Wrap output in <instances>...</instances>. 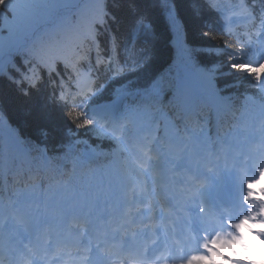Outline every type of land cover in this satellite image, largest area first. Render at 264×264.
Segmentation results:
<instances>
[{"label": "trees", "instance_id": "1", "mask_svg": "<svg viewBox=\"0 0 264 264\" xmlns=\"http://www.w3.org/2000/svg\"><path fill=\"white\" fill-rule=\"evenodd\" d=\"M209 1L0 0V136L10 131L38 164L44 157L61 160L65 154L60 151L74 132L96 147H107L110 139L102 131L83 122L68 106L56 103L52 90L29 83L38 72V63L47 58L54 62L74 52L89 57L91 40L103 45L107 29L116 44L129 40L135 31L140 35L137 43L145 48L144 62L120 73L114 82L131 80L145 94L158 84L165 95H172L183 64L187 69L198 66L212 72L216 90L234 102L244 92L254 91L253 71L240 70L241 59L232 54L235 44L220 27L222 5ZM58 20L69 21L68 29L57 30L37 45L40 49L28 51L31 35L45 33ZM179 28L184 32L183 52L170 44ZM114 82L103 88L102 96H109ZM11 143L9 138L8 154ZM71 157L67 152L69 162Z\"/></svg>", "mask_w": 264, "mask_h": 264}, {"label": "clouds", "instance_id": "2", "mask_svg": "<svg viewBox=\"0 0 264 264\" xmlns=\"http://www.w3.org/2000/svg\"><path fill=\"white\" fill-rule=\"evenodd\" d=\"M248 227L264 229V224H251L250 222L245 221L243 224L240 225L239 228L240 233H242L244 236L243 240L239 243L232 242L231 240H229V242L222 247L217 245V247H219L220 252L223 253L225 256L230 257L231 259H244L253 261H259L261 259H264V257H261L254 251V248L258 247L259 245H254L253 242L249 239L247 231ZM222 235L228 236L229 234L222 233ZM242 245H247V248L242 247ZM214 259L220 261L222 257L214 254ZM223 264H230V261L223 260Z\"/></svg>", "mask_w": 264, "mask_h": 264}, {"label": "rangeland", "instance_id": "3", "mask_svg": "<svg viewBox=\"0 0 264 264\" xmlns=\"http://www.w3.org/2000/svg\"><path fill=\"white\" fill-rule=\"evenodd\" d=\"M230 15V14H229ZM229 17H232V19H236L238 18V16H229ZM228 20L230 21V18H228ZM199 72V71H197ZM200 73V76L203 78L202 81L207 83L208 85L211 86V82L209 80H207L205 74H203L202 72H199ZM129 121H131V123L134 125L135 124V118H128ZM168 121H170L169 117L168 116H163V122L164 123H167Z\"/></svg>", "mask_w": 264, "mask_h": 264}, {"label": "bare ground", "instance_id": "4", "mask_svg": "<svg viewBox=\"0 0 264 264\" xmlns=\"http://www.w3.org/2000/svg\"><path fill=\"white\" fill-rule=\"evenodd\" d=\"M107 65V63H102V66H106Z\"/></svg>", "mask_w": 264, "mask_h": 264}]
</instances>
